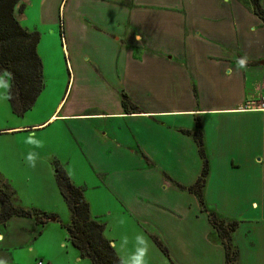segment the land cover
I'll list each match as a JSON object with an SVG mask.
<instances>
[{"label": "rangeland", "instance_id": "1", "mask_svg": "<svg viewBox=\"0 0 264 264\" xmlns=\"http://www.w3.org/2000/svg\"><path fill=\"white\" fill-rule=\"evenodd\" d=\"M144 1L148 5L143 8L144 22L139 28L136 23L135 29L147 41H162L163 46L174 48V52L177 50L176 60L172 58L177 63L186 55L189 56L186 59L194 57L186 54L188 46L181 48V43L174 41H208L207 38L214 35L211 31L225 41H232L233 28H238L241 41H264V33L253 30V26L256 28L253 20L248 16L239 18L229 8V4L237 6L233 0ZM240 2L246 7L248 0ZM21 3L24 5L22 12L16 10L18 22L40 35L37 53L43 65L44 88L34 106L20 115L13 112L8 101V78L0 76V179L15 192L17 205L39 210L54 221L49 219L39 225L31 218L15 217L5 228L0 226V235L4 238H0V264H91L68 241L64 226L69 224L70 215L56 186V164L76 186L84 189L91 216L105 225L104 235L112 242L122 264H218L217 253L211 263L208 254L200 248L207 241L204 238L207 214L203 212V205L193 194L181 189V186L189 188L195 184L203 166L198 148L196 152L187 140H183L185 137L193 140L190 134L176 130L183 136L175 138L182 149L180 158L162 157L154 152L147 160L140 149H136L137 143L131 133L140 129V123L127 127L118 124L116 133L102 140L98 132L105 133L108 128L100 127L96 117H63L65 114L101 112L102 108H112L120 98L122 92L107 91L100 84V81H124L119 77L115 79L112 74L117 68V49L105 42L109 41L110 34H120L125 28L120 22V27L115 26L120 19L118 15L102 6V0L101 3L93 0H22ZM163 6H171V11H164L160 8ZM136 21L137 17L133 23ZM59 22L64 27L62 40ZM88 22L103 32L90 28ZM197 32L198 37L194 35ZM248 46L252 48L250 52L256 51L251 42L245 43V47ZM224 64L201 61L198 71L181 68L178 63L176 73L183 85L188 80L191 82L187 84L189 88L182 85L179 94L173 93L175 88L170 90L165 84L176 78L168 67L156 63L150 73L141 65L130 64V70L144 72L145 79L160 94L150 97L146 103L141 101V95L129 96L154 108L159 104L160 107L169 105L178 94L180 104L185 108L199 109L204 104L194 102L192 84L198 87V83H194L189 74L200 72L210 75L200 82L198 96L205 97L207 105L218 106L224 102V91L229 90L234 79L233 86L241 85L237 75L243 71L240 68L231 77L227 76L223 72ZM101 70L107 74L105 77ZM249 72L256 75L249 79L252 84L264 82V75L260 79L258 72ZM222 75L227 79L226 84L219 79ZM134 80L131 77V81ZM211 81L218 86L214 90L209 87L208 93L204 83ZM219 84H223L222 87ZM252 93V89L247 92L248 95ZM200 115L197 113L195 117L201 119ZM195 117H181L180 127L194 130ZM202 119L209 142L221 128L228 126L227 121L219 119L216 123L206 115ZM221 135L227 137L224 133ZM140 138L137 139L139 145ZM104 141L115 144H104ZM147 144L141 145V149L146 151ZM106 149L108 154H103ZM209 151L211 165L219 167L221 156L213 154L214 146H210ZM212 178L204 205L209 203L216 209L228 210L231 206L223 205L222 191L217 189V174ZM227 194L232 195L231 192ZM240 194L243 192L230 197L236 203L235 208L249 209V203L244 202L245 196L239 199ZM253 225L251 229L264 233V222ZM154 237L167 248L168 256L154 243Z\"/></svg>", "mask_w": 264, "mask_h": 264}, {"label": "crops", "instance_id": "2", "mask_svg": "<svg viewBox=\"0 0 264 264\" xmlns=\"http://www.w3.org/2000/svg\"><path fill=\"white\" fill-rule=\"evenodd\" d=\"M93 1L101 3V0ZM233 1L237 6L234 7L233 4H229V8L231 7V10L235 11V14L238 15L239 18H241V16H248L255 22L254 24L256 28L253 26V30H257L260 34L264 33V24L251 12V7L248 2L245 7V5L243 6L241 4L240 0ZM259 1L264 9V1ZM102 2H104V5L102 6H106L111 12H115V16L118 15L120 18L116 21L115 26L120 27L118 24V22H120L126 29L124 28L120 34H110V38L108 37L109 41H105L108 44H113L117 49V53H115V66L117 68L112 70V74L113 76L115 75V79H118L119 77L121 79L123 78L124 81H100V84L107 91L111 90L113 93L122 92L126 95L128 94L127 97L131 103L136 105L141 110V113L126 114L121 107L120 95V98H118L112 108H102V110H100L101 112L92 114H65L63 117H96L95 120L100 122V127L106 126L108 128V131H105V133H102L103 131L98 132L101 137L100 139L102 140L112 136L113 133H116V126L118 124L127 127L128 124L133 126L134 124L138 125L140 123L139 125H142L143 127L141 126V128L139 126L140 129L137 132H131L133 134L132 138L136 140V149H140L143 158L145 157V159L148 160V158L151 157V153L154 152H158L162 157L172 156L174 158H180L182 149L178 147V144L180 143L177 142L175 138H178L179 136L181 137L182 135L177 133L176 130L188 131V129L185 130L184 126L181 128L179 120L183 116L195 117L197 113H199V115L201 113V119L198 116L197 117L201 123V130L203 133V150L205 156L207 155L209 160V162L207 160L209 172L202 193L203 202L207 199V192L211 185L212 177L214 174H217V189L222 191L220 194L221 201L224 206H231L228 210H219L216 209L215 205L212 206V204L206 203L204 208L207 211L215 213L221 220L227 222L237 221L239 223L238 228L231 236L232 245L238 251L237 264H264L263 230L259 231L257 229H251L254 226V223L264 222V116L260 112L248 111L249 104L258 101L262 97V92L264 90V82L254 81L252 84V82L249 81V79L256 77L255 74H251L249 71L258 72L260 74V79L262 75H264V41H241L238 33L240 30L238 28H233L234 34L232 41H230L231 39L229 41L223 40L218 37L217 33L214 31H211V34L214 35L207 38L208 41H174L181 43V48L188 46L187 49L189 52L186 54H189L190 57H194L193 59H186L189 57L186 55L185 59L178 61L181 68L200 71L198 63L201 61H221L225 63L223 67L224 74L230 77L233 73L239 71L240 68L243 69V71L237 75L241 80L240 86H233L235 82L234 79L232 81L233 83L229 84L228 91H224L225 88H223L226 96L224 102L219 104L220 106L207 105L208 103H205L206 98L201 97V95L198 96L201 87L200 82L202 83L203 77H209L210 74L208 75L204 73V75H202L200 72L189 74V77L192 79L194 78V83H198V87L192 84V87L196 90V96L192 94L194 96L193 98H195L194 102L197 104L203 103L204 105L200 107L201 109L185 108L180 104L181 102L178 95L181 86L183 85L181 79L176 73L178 63L172 59L174 58L176 60L177 50H175V53L174 48H172V50L171 47L163 46L162 41H147L146 37L144 39L139 30L135 29L136 23H138L139 28L141 23L144 22L143 8L148 7L145 1L102 0ZM160 8L164 11H171V6H163ZM230 13L232 15L233 12ZM136 17L137 21L133 23V20ZM232 19L234 18L232 17ZM223 20L224 18L222 16L221 21ZM88 26H90V28L92 26L96 31L103 32L93 26L90 22H88ZM88 26L84 25L86 29ZM110 28L113 29V27H107V29ZM194 35L198 37L199 33ZM247 42H251V45L254 46L255 50L258 52H250L252 48H250V46L245 47V43ZM159 46H163L167 49ZM135 52H137V54ZM139 62H141V64ZM156 63H158V66L163 65V68L168 67L172 73L176 75V78H174L173 81H165V84L170 90L171 88H175L173 93L178 94L176 98L173 97L171 103L167 106L163 104V106L160 107L159 104L154 108H148L143 103H146L145 101L150 97L156 96L157 94L159 96L160 93L157 92L156 88L151 87L150 81L145 79L146 75L144 72H132L130 70V64H136L137 66L141 65L151 73V69L155 68L154 66ZM102 73L104 75L103 71ZM106 75L107 74H105L104 77ZM131 77L135 78L136 81H131ZM219 79L223 81V84L227 83V79L224 78V75L220 76ZM248 81L250 87L247 86ZM188 82L190 85L191 82L188 80L183 86L189 88L187 86ZM112 85L114 86L113 88ZM222 85L219 84L221 87ZM204 86L205 90L210 93L208 88L210 87V89L214 90V87L216 88L218 83L211 81V83L209 82L208 84L205 82ZM250 89L253 90L252 95L247 94ZM129 92H132V94ZM129 95H135L136 97L141 95L142 98L140 99L143 103L136 98H133V96H131V98ZM60 104L61 102L58 104V107ZM205 115L214 119L216 123L219 119L228 122V126L226 128H221L211 142L208 141L204 132L205 127L202 116ZM117 128L120 129V127ZM194 130L190 129L189 131ZM222 133L227 137H223L221 135ZM140 137H142V140L139 145L137 139H141ZM183 140H187L191 148L196 149L197 152L198 147L194 140L186 137ZM99 142L101 143V141ZM147 142L149 144H147ZM102 143H107L108 145L115 144L110 141H104ZM146 144L147 149L145 151L141 149V145L145 146ZM210 146H214L213 154L216 153L218 157L221 156L219 162L220 166L217 168L214 167V165H211L209 159V153L211 151H209ZM125 152L128 151L126 150ZM105 153L108 154V149H106L103 154ZM228 192H231L232 195L230 196L227 194ZM240 192H243V194H240L239 199L245 196L244 202L246 204L249 203V209L245 207L235 208L234 205L236 203L231 200L232 198L230 199V197L238 195ZM232 206L234 207L233 209ZM13 220L14 218H11L6 224ZM205 225L207 232L205 233L204 238L208 242L206 241L200 248L208 254L211 263L213 262L215 253H217L219 255L217 259L218 264H225L223 247L216 232L208 222V219L205 221ZM3 227L5 228L6 225ZM0 238H3V236L0 235Z\"/></svg>", "mask_w": 264, "mask_h": 264}, {"label": "trees", "instance_id": "3", "mask_svg": "<svg viewBox=\"0 0 264 264\" xmlns=\"http://www.w3.org/2000/svg\"><path fill=\"white\" fill-rule=\"evenodd\" d=\"M22 0H0V76L8 78V101L14 113L23 114L30 110L39 95L43 83V65L37 53L40 35L36 31H29L22 27L17 20L16 10L22 12ZM251 12L264 24V9L259 0H248ZM60 39L63 38V26L59 23ZM196 96V90L193 88ZM121 107L126 114H139L141 110L131 103L125 93L121 94ZM196 118L195 130L190 134L198 147V152L203 160V166L198 179L192 187L186 189L193 194L224 250L225 264H237L238 251L232 245V234L238 228L237 221H224L215 213L204 208L203 188L208 176L209 167L203 150V136L201 123ZM55 182L57 189L64 200L70 215V222L64 226L70 244L76 248L82 257L88 258L91 264H122L115 252L112 242L105 235V225L91 217L89 204L84 197V189L76 186L65 170L55 165ZM15 192L0 179V226H5L11 218H31L36 224L43 225L51 216L36 210L25 209L14 201ZM54 220V219H51ZM154 243L168 256L167 248L157 239Z\"/></svg>", "mask_w": 264, "mask_h": 264}, {"label": "built area", "instance_id": "4", "mask_svg": "<svg viewBox=\"0 0 264 264\" xmlns=\"http://www.w3.org/2000/svg\"><path fill=\"white\" fill-rule=\"evenodd\" d=\"M248 111L260 112L264 116V90L262 92V97L258 101L251 102L249 104ZM36 264H42V263L38 262Z\"/></svg>", "mask_w": 264, "mask_h": 264}, {"label": "clouds", "instance_id": "5", "mask_svg": "<svg viewBox=\"0 0 264 264\" xmlns=\"http://www.w3.org/2000/svg\"><path fill=\"white\" fill-rule=\"evenodd\" d=\"M144 251H145V253H146L147 249L145 248V250H144Z\"/></svg>", "mask_w": 264, "mask_h": 264}, {"label": "water", "instance_id": "6", "mask_svg": "<svg viewBox=\"0 0 264 264\" xmlns=\"http://www.w3.org/2000/svg\"><path fill=\"white\" fill-rule=\"evenodd\" d=\"M51 221H53V220H51Z\"/></svg>", "mask_w": 264, "mask_h": 264}]
</instances>
